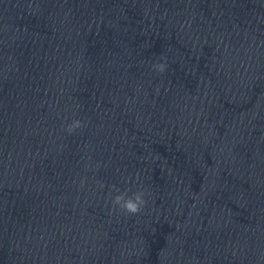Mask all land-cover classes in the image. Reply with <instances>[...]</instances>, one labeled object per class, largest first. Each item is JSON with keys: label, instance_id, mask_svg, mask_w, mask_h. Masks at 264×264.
Returning <instances> with one entry per match:
<instances>
[{"label": "water", "instance_id": "1", "mask_svg": "<svg viewBox=\"0 0 264 264\" xmlns=\"http://www.w3.org/2000/svg\"><path fill=\"white\" fill-rule=\"evenodd\" d=\"M262 257L264 0H0V264Z\"/></svg>", "mask_w": 264, "mask_h": 264}, {"label": "clouds", "instance_id": "2", "mask_svg": "<svg viewBox=\"0 0 264 264\" xmlns=\"http://www.w3.org/2000/svg\"><path fill=\"white\" fill-rule=\"evenodd\" d=\"M154 70L163 73L166 71L167 65L166 63H155L153 65ZM83 123L80 120H73L72 123L67 125V132L71 134L76 129L83 127ZM115 188V186H113ZM119 192V189H116ZM145 193L143 191H137L132 196H127V193H121L116 195L112 199L113 211L117 208L121 211L122 214L126 215H136L141 212L142 208L146 204V200L144 199ZM264 259V257H262Z\"/></svg>", "mask_w": 264, "mask_h": 264}]
</instances>
